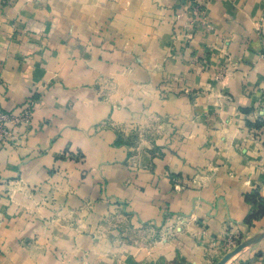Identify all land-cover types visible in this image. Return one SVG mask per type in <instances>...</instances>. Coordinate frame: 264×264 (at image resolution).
<instances>
[{
	"label": "crops",
	"instance_id": "obj_1",
	"mask_svg": "<svg viewBox=\"0 0 264 264\" xmlns=\"http://www.w3.org/2000/svg\"><path fill=\"white\" fill-rule=\"evenodd\" d=\"M190 1L0 0V110L35 100L0 150V264H219L264 234V0L207 26Z\"/></svg>",
	"mask_w": 264,
	"mask_h": 264
},
{
	"label": "built area",
	"instance_id": "obj_2",
	"mask_svg": "<svg viewBox=\"0 0 264 264\" xmlns=\"http://www.w3.org/2000/svg\"><path fill=\"white\" fill-rule=\"evenodd\" d=\"M211 0H191L190 13L193 22H202L207 26V7ZM35 100L30 98L27 100L23 109L14 114L12 112L0 110V150L4 149L13 139L15 129L19 127H30L33 123ZM241 242L236 239L233 243L234 247Z\"/></svg>",
	"mask_w": 264,
	"mask_h": 264
},
{
	"label": "water",
	"instance_id": "obj_3",
	"mask_svg": "<svg viewBox=\"0 0 264 264\" xmlns=\"http://www.w3.org/2000/svg\"><path fill=\"white\" fill-rule=\"evenodd\" d=\"M263 237H264V234H262L258 239L254 240V241L241 243V245H238L232 252H230L229 254H227L224 257V259L219 264H227L232 257H234L237 254H239L242 250H244L245 248H247L249 245L258 242Z\"/></svg>",
	"mask_w": 264,
	"mask_h": 264
},
{
	"label": "trees",
	"instance_id": "obj_4",
	"mask_svg": "<svg viewBox=\"0 0 264 264\" xmlns=\"http://www.w3.org/2000/svg\"><path fill=\"white\" fill-rule=\"evenodd\" d=\"M254 201H255V204H257V206H258L257 207L258 210L255 211L254 214L250 216V221L256 220L258 218H262L264 216V205H263V203L260 201V199L257 196H255Z\"/></svg>",
	"mask_w": 264,
	"mask_h": 264
},
{
	"label": "rangeland",
	"instance_id": "obj_5",
	"mask_svg": "<svg viewBox=\"0 0 264 264\" xmlns=\"http://www.w3.org/2000/svg\"><path fill=\"white\" fill-rule=\"evenodd\" d=\"M238 245H241V243H240V244H238ZM238 245H237V246H238ZM237 246H236V247H237Z\"/></svg>",
	"mask_w": 264,
	"mask_h": 264
}]
</instances>
